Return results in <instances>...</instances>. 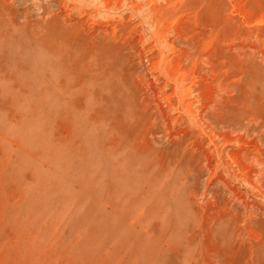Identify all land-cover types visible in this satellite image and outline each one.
Instances as JSON below:
<instances>
[{"label": "rangeland", "instance_id": "rangeland-1", "mask_svg": "<svg viewBox=\"0 0 264 264\" xmlns=\"http://www.w3.org/2000/svg\"><path fill=\"white\" fill-rule=\"evenodd\" d=\"M0 264H264V0H0Z\"/></svg>", "mask_w": 264, "mask_h": 264}]
</instances>
